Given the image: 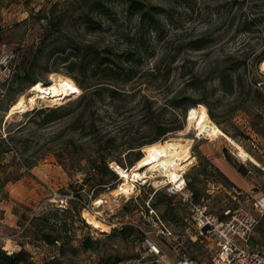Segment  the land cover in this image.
Segmentation results:
<instances>
[{
    "label": "rangeland",
    "instance_id": "rangeland-1",
    "mask_svg": "<svg viewBox=\"0 0 264 264\" xmlns=\"http://www.w3.org/2000/svg\"><path fill=\"white\" fill-rule=\"evenodd\" d=\"M141 1L158 8V29L146 34L151 51L141 61L136 58L139 72L135 79H125L123 72V77L115 82L106 79L112 71L94 75L85 69L76 60V49L70 46L78 42L101 52L107 50L106 56L133 69L126 58L129 52H137L138 23L135 16L126 15L125 5L112 3V19L95 15L96 23L90 25L84 11L91 4L84 0H0V46L7 42L17 56L13 77L0 84V245L10 253L25 249L29 259L24 264H112L116 258L121 264H158L146 254L137 232L105 235L124 226L126 220L145 230H155L151 208L176 234L175 239L167 241L153 235L171 256L174 253L170 244L180 243L199 262L210 261V248L216 242L210 236L195 238L191 211L168 191L173 184L166 177H157L158 184L155 179H139L134 182L133 191L125 194L118 192L123 179L115 168L104 175L102 164L94 170L97 153L90 137L80 138L69 128L81 112V107L73 103L84 92L80 83L91 88L102 82L117 86L120 93L116 101L105 97L99 107L101 127L106 138L112 139L111 155L106 161L109 169L112 163L132 167L144 155L146 145L139 146L138 142L155 136L151 125L161 123L169 115L165 108L170 98L184 92L185 82L180 76L184 60L188 59L186 68L195 66L207 73L219 66L224 57H246V79L257 80L264 95V60L256 65L257 56L264 53V0ZM58 15L65 17L62 28H52L49 19ZM99 20H103L101 28ZM247 21L251 25H246ZM203 35L212 40L205 48L194 50L187 45ZM162 58L171 64L172 77L167 82L164 71L157 76L148 73ZM54 73L71 77L81 92L59 102L39 99L28 111L8 117L20 96L33 94L31 89L38 81L51 83ZM21 86H25L23 93L19 91ZM207 89V95L202 91L196 94L197 98H209L216 117L213 121L233 141L220 133L210 139L203 136L198 125L204 108L209 112V107L201 99L196 108L187 112L184 128L167 139L191 140L193 166L184 178L188 187L192 182V187L200 192V200L204 199L217 214L226 207L239 206L253 212L252 202L264 193V99L239 91L226 94L214 77ZM144 96L153 103L150 111L146 110ZM56 107H62L65 115L42 124L49 112L39 111ZM70 111L72 114L66 115ZM225 166L230 168L227 173L223 171ZM53 190L72 195L79 192L80 200L90 204L89 208L83 209L81 201H72L74 210L56 211V207L46 203ZM100 199L105 202L96 204ZM85 211L109 226V230L94 228L85 218ZM262 228L260 223L253 238L259 247ZM47 234L59 240L50 244L44 239ZM88 236L94 240L89 248L84 245Z\"/></svg>",
    "mask_w": 264,
    "mask_h": 264
},
{
    "label": "trees",
    "instance_id": "trees-1",
    "mask_svg": "<svg viewBox=\"0 0 264 264\" xmlns=\"http://www.w3.org/2000/svg\"><path fill=\"white\" fill-rule=\"evenodd\" d=\"M84 1L91 4L90 9L84 11L86 18L85 21L90 25H94L96 23L97 18L95 17V15H99L101 18H107L108 20L110 18L112 19L113 14L115 13L111 6L112 3L119 2L125 5L126 15L135 16L137 19L138 33L136 37L137 41L139 42L137 46V52H129L130 56L126 58V62L132 63L133 69L124 67L122 65L123 61L116 62L113 57L106 56L105 51L107 50L101 52L95 48L92 49L90 46L82 45L81 43L78 44V42L70 46L72 47V49L74 48L77 51V54H75L76 60H78L80 64L85 66V69H87L88 71H92L94 75H97L98 72L102 71H112V73H110L109 76L106 78L110 81L116 82L118 79L123 77V72H125V79H135L139 72V70L135 68V66L138 65L136 58L141 61L144 57L148 56L151 51V46L148 45V43L150 42V38H147L146 40V34H151L153 29H158V8L155 6H148L141 0ZM64 20L65 17L61 15L52 16L49 19V24L52 28H62ZM102 21L103 20H99L98 23L100 28L102 27ZM246 25H251L250 21H247ZM211 41L212 40H208V37H206V35H203L201 37H197L194 40H191L187 45L191 49L200 50L202 48H205L209 43H211ZM163 59L164 58L156 62L155 66L148 70V73L157 76L158 74L162 73V71H164L163 78L167 82L170 81L172 77L171 64L167 63ZM256 59V65H259L264 60V53L257 56ZM187 60H184L180 70V76L184 79L185 82L184 92H177L170 98L165 108L167 109L169 115H167L161 123L154 122L151 125L155 136L148 141H139V146L144 147L145 145L165 140L168 138V135L182 130L184 128L187 112L196 108V105L200 102V99L208 105L209 114L211 118L216 120L215 114L212 108L209 106V98L207 96L197 98L196 95L202 91L203 93H205V95L209 93L207 88L208 83L211 81L212 77L218 80L220 89L226 94H233L235 91H239L241 94H247L248 97L253 96L254 99H258L259 97L264 99L263 91L261 90L260 86H258L259 82L253 79H246L245 70L249 66L246 57L239 56L233 59L230 57H224L222 61L218 62L221 63L219 66H217L218 68L216 67L207 73L206 71L197 70L195 66L192 68H186ZM164 62L166 63V65ZM163 63L164 70H162ZM25 70H27V68H25ZM31 82L35 83V81L33 80H31ZM80 86L84 89V92L73 104H76V106L81 107V112H79L78 115L73 118V121L69 125V128L71 131L78 133L80 138L85 139L87 137H90V142L93 143L92 147L97 153V156L93 158L94 170L96 169V166H98V164H102L103 175L108 174L110 172H114L112 168L109 169V163L106 161V158L111 155L109 142L112 139L108 140V138H106L107 133L104 132L101 127L100 121L102 119V116L100 114L99 107L105 100V97H108L109 100L114 103L118 98L120 91L117 86L113 84H106L104 82L95 84L93 88H91L92 86H82L81 83ZM24 90L25 86H21L19 88V91H21V93H23ZM143 99L148 104L146 110L150 111L153 107V103L151 102L150 98L146 96H144ZM73 104H71V106ZM62 110V107H56L46 110L42 109L41 111H39L40 113L48 111L49 114L45 115V117L41 120V123L45 124L63 117L65 114L63 115ZM70 114H72V111L68 112L66 115ZM71 142L73 143L75 148L78 147L75 138H72ZM80 148L83 149L84 145L81 144ZM141 157L142 155L138 159H140ZM240 171L243 172L244 170ZM221 176H223L225 179L227 178L223 173H221ZM189 185V187L195 192L196 199L200 200V192H198L192 187V182H189ZM75 194L81 197L79 192H75ZM53 209L61 212H67L71 209L74 210L72 206L71 208L67 209ZM117 231L124 235L133 234V232H137L138 236L142 237V232L132 225L115 227L113 228V232L105 235L112 236L115 235ZM44 239L50 244H55V242L59 240L58 238L48 234L44 235ZM93 242L94 240L92 239V237L88 236L85 240L84 245L89 248L92 247L91 243ZM191 257L194 258L192 255ZM28 259L29 254L25 249L10 253L9 250H6L3 245H0V264H24L28 261ZM120 261L121 260L119 258H116L112 262V264H121ZM49 264L57 263L56 261H52L49 262Z\"/></svg>",
    "mask_w": 264,
    "mask_h": 264
},
{
    "label": "built area",
    "instance_id": "built-area-1",
    "mask_svg": "<svg viewBox=\"0 0 264 264\" xmlns=\"http://www.w3.org/2000/svg\"><path fill=\"white\" fill-rule=\"evenodd\" d=\"M16 57L14 49L7 42H2L0 46V84L13 77ZM110 166L115 168L112 164ZM168 191L178 196L190 209L196 229L195 238L210 236L212 241L216 242L214 248H210L211 257L209 263L206 264H264V238L261 239V247L253 243L255 230L260 223L263 224L264 230V193H260L252 202L253 212L239 206L226 207L221 214H217L204 199H196L195 192L188 187L185 178L178 184H173ZM75 195L53 190L51 198L46 203L59 209H67L72 201H81L82 198ZM81 204L83 209H88L90 205L85 201H81ZM150 215H154L156 219L157 228L155 230H145L131 220H126L123 225L128 224L140 229L141 244L145 247L146 254L153 257V262L203 264L192 258L180 243H169L174 253L172 257L153 235L156 234L163 241H167L176 238L174 230L152 208Z\"/></svg>",
    "mask_w": 264,
    "mask_h": 264
},
{
    "label": "bare ground",
    "instance_id": "bare-ground-1",
    "mask_svg": "<svg viewBox=\"0 0 264 264\" xmlns=\"http://www.w3.org/2000/svg\"><path fill=\"white\" fill-rule=\"evenodd\" d=\"M31 90L33 94L30 96H20L17 101H15L11 106L8 117L16 113L28 111L38 103L39 99L45 100L52 98V101L59 102L60 99L68 95L79 94L81 92V88L71 77L58 73L52 75L51 83L43 84L41 81H38L33 84ZM198 126L203 136L206 138L210 139L218 133L227 136V134L213 121L205 108L204 115ZM228 138L233 141L230 137ZM143 149L144 155L128 169L117 163H112V166L115 167V170L123 179V183L118 189L119 193L130 194L135 188L134 182L139 179L144 181L155 179V183L158 184L160 181L156 180V178L159 176L166 177V181L169 182L170 185H176L183 181L184 173L193 166L190 139L181 137L169 138L148 144ZM104 202V200L100 199L96 204L100 205ZM83 214L89 224L94 228L102 231L109 230V226L99 221L88 211H85Z\"/></svg>",
    "mask_w": 264,
    "mask_h": 264
},
{
    "label": "crops",
    "instance_id": "crops-1",
    "mask_svg": "<svg viewBox=\"0 0 264 264\" xmlns=\"http://www.w3.org/2000/svg\"><path fill=\"white\" fill-rule=\"evenodd\" d=\"M223 171H225V173H227V172H229L230 171V168L228 167V166H225L224 168H223ZM261 233V234H260ZM259 234H258V238L261 240L262 238H264V230H263V228H262V232H260Z\"/></svg>",
    "mask_w": 264,
    "mask_h": 264
}]
</instances>
